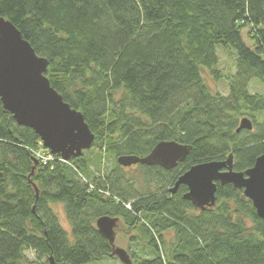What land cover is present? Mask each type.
<instances>
[{"label":"trees","instance_id":"16d2710c","mask_svg":"<svg viewBox=\"0 0 264 264\" xmlns=\"http://www.w3.org/2000/svg\"><path fill=\"white\" fill-rule=\"evenodd\" d=\"M0 16L48 60L50 85L94 133L77 157L37 160L38 134L0 100V264L111 259L102 215L139 231L134 264H264V221L242 189L217 183L203 209L186 185L171 191L194 164L231 156L243 172L264 154V93L252 91L264 84V0H0ZM219 48L234 53L232 73L218 68ZM244 116L252 128L237 131ZM163 140L189 153L173 168L137 162L143 188L119 158Z\"/></svg>","mask_w":264,"mask_h":264},{"label":"water","instance_id":"95a60500","mask_svg":"<svg viewBox=\"0 0 264 264\" xmlns=\"http://www.w3.org/2000/svg\"><path fill=\"white\" fill-rule=\"evenodd\" d=\"M48 60L39 56L18 28L0 16V100L19 125L32 128L43 145L63 159L77 157L92 146L94 133L83 114L65 102L45 75ZM252 121L244 116L237 131L251 129ZM190 146L175 140L159 141L145 157L122 156L123 164H158L173 168L183 161ZM217 183H231L242 189L257 215L264 221V154L259 155L252 167L236 171L232 158L213 160L190 166L176 180L172 192L180 184L187 186L184 198L195 207L205 208L215 203ZM37 190V189H36ZM119 217L102 215L95 224L112 247L111 256H118L124 264H131L127 251L114 245Z\"/></svg>","mask_w":264,"mask_h":264},{"label":"rangeland","instance_id":"374dc122","mask_svg":"<svg viewBox=\"0 0 264 264\" xmlns=\"http://www.w3.org/2000/svg\"><path fill=\"white\" fill-rule=\"evenodd\" d=\"M248 28L243 29V39L247 44H251V41L248 38ZM218 58L219 64L218 68L224 73H232L234 71V53L230 49H218ZM204 79L206 83L210 86V89L213 91H219L221 93L227 92V85L223 79H216L212 76L207 70L203 72ZM252 91H258L264 93V84L255 82L253 83ZM89 147L86 150H89ZM96 151V148L92 149V152ZM91 152V153H92ZM35 158L41 161H47L52 159L54 155L51 153L42 142L38 145L37 149L34 151ZM106 164L108 166L111 165V161L107 160ZM127 175L131 178H135L140 185H143L145 188V179L143 175H141V171L139 165L136 163H131L127 165ZM53 208L56 210L59 221L62 226L66 229L69 228L68 223L65 219V215L63 212L62 205L59 203H53ZM115 237H114V245L119 246L127 251L129 256L131 257V264H134V259L131 256V252L137 250L139 246L143 245V238L140 235L138 230H134L127 226L123 219H119L117 226L114 228ZM134 238V239H133ZM133 239V240H132ZM137 240V241H134ZM99 264H124L118 256H113L111 259L102 260Z\"/></svg>","mask_w":264,"mask_h":264},{"label":"flooded vegetation","instance_id":"af4514ba","mask_svg":"<svg viewBox=\"0 0 264 264\" xmlns=\"http://www.w3.org/2000/svg\"><path fill=\"white\" fill-rule=\"evenodd\" d=\"M131 258V257H130ZM132 260V259H131Z\"/></svg>","mask_w":264,"mask_h":264}]
</instances>
